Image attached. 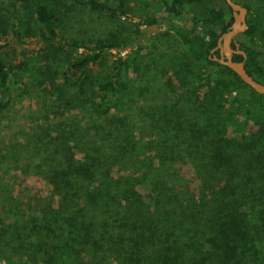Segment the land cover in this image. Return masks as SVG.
<instances>
[{"label":"trees","instance_id":"trees-1","mask_svg":"<svg viewBox=\"0 0 264 264\" xmlns=\"http://www.w3.org/2000/svg\"><path fill=\"white\" fill-rule=\"evenodd\" d=\"M66 1L115 16L125 14L127 2ZM159 1L168 14H190L193 24L165 20L166 49L154 59L169 55L177 67L169 80L184 87L171 102L153 105L147 139L138 137L145 127L127 119L123 100L122 71L134 70L136 55L117 56L112 74L92 78V66L121 47L115 33L80 50L83 44L58 31L60 0H13L0 14V41L11 34L25 55L23 37L36 35L41 55L35 62L0 57V107L26 98L20 72L40 74L48 88L26 108L34 115L30 125L22 123L24 112L8 123L0 112V171L16 180L25 165L42 168L46 184L68 188L66 203L79 202L81 218L51 215L36 195L28 207L3 201L0 264H256L264 255V124L257 122L264 93L211 58L219 56L211 49L232 23V10L225 0ZM25 10L33 23L22 28ZM263 18H247L245 33H264ZM240 47L246 69L264 83L262 51ZM224 93L236 106L230 117L218 103ZM7 231L16 244L5 240Z\"/></svg>","mask_w":264,"mask_h":264},{"label":"rangeland","instance_id":"rangeland-1","mask_svg":"<svg viewBox=\"0 0 264 264\" xmlns=\"http://www.w3.org/2000/svg\"><path fill=\"white\" fill-rule=\"evenodd\" d=\"M12 1L0 0V14L4 13L7 8H10L8 3ZM106 1L110 5H116V0ZM235 1L251 5L247 18L253 16L260 21L262 20L261 16H264V0ZM60 7L62 21L59 23L58 31L65 39L77 40L83 44L84 46H81L79 48L80 50H85V46L93 45L94 41L99 37H107L110 40L111 33H115L118 41L121 42L120 48L107 50L105 60L95 63L92 66V78L95 81L112 74L111 61L117 56L122 55L126 57L129 53L136 55L134 70L132 72L126 69L122 71V78L126 79L127 83L123 100L126 102L124 104L125 114L129 115L127 119L138 123V125L142 124L145 127L143 132H137L138 137L147 139L151 134L148 128V123L150 122L148 115L152 112L153 105L171 102L172 97L174 98L176 94L180 93L178 88L181 91L184 87L176 82L172 84L169 80L172 73L171 70L174 67V62L169 55L164 54L158 59H154L155 56L163 53L164 49H166V40L161 38V33L167 29L165 20L168 16H171L174 20L182 23L188 22L189 25H192L193 22L190 14L186 13L176 16L168 14L162 2L159 0H127L125 14L122 16L110 15L85 5H71L66 0H60ZM26 13L29 14L27 17L29 23L24 22L22 28H26L33 23L32 12L29 13V10H25ZM262 22L263 27H261V30H264V21ZM136 23H141L140 30L136 28ZM23 38L25 39L24 48L27 49L25 55L21 52L23 48L13 42L12 35L9 34L5 40L0 41V45L5 43V45L0 47V57L4 60L12 61L28 60L35 62L41 60V55L38 51L40 48L38 37L34 35ZM234 39L239 43L260 49L262 51L260 62L264 67V33L251 36L246 34L245 31H242ZM40 78V74L36 73H19V80L26 83L27 92L24 94L26 98L11 100L8 105L3 108L0 107V112L7 116L4 119V123H8L10 118L14 116L21 121L20 112L27 114L25 122L22 120L24 125H30L32 123L34 115L32 116L26 108L29 104L33 105L36 102L34 97L37 93L43 91L41 88L48 89L46 88V83H40ZM201 83V81H197L195 85L201 88ZM13 95H17V92H14ZM223 96L225 100H218V103L222 104L221 109L223 113L230 117L236 111V106L231 102V95L224 93ZM47 101L51 104L57 102L51 96H49ZM181 103L184 104L182 101ZM186 105L189 107L188 103ZM139 108L144 113L141 114ZM257 122L264 124V117L258 116ZM230 133L235 135L232 131ZM232 134L229 135L231 136ZM23 168L24 170L15 178L16 180H14L12 174L0 171V205L3 201H11L14 205L21 202L28 207L27 201L36 195L41 205H50L51 215L65 216L66 214L64 212H66L69 215H73L76 219L81 220L78 216L79 202H77L76 206L74 201L72 204L65 202L68 188L63 185L50 187L46 184L42 179V168L26 165ZM34 202L36 203V200ZM80 204L83 207L84 201L81 200ZM184 204L185 200H182L180 208L182 206L184 207ZM5 234L7 235V238H5L6 241H11L12 244H16L15 236L11 235V231H7ZM0 258L4 259L2 256ZM256 259V264H261L264 262V255L259 254ZM28 262L30 264H36V262Z\"/></svg>","mask_w":264,"mask_h":264},{"label":"water","instance_id":"water-1","mask_svg":"<svg viewBox=\"0 0 264 264\" xmlns=\"http://www.w3.org/2000/svg\"><path fill=\"white\" fill-rule=\"evenodd\" d=\"M225 1L232 10L233 20L228 30L219 36L216 46L211 49L212 53H215L216 50H219L221 55L217 56L214 54V56H211V58L231 68L245 81L249 87L253 88L255 91L264 93V83L254 78L246 69L245 59L247 57V52L242 49L240 47V43L234 39L238 33L245 31L249 27L247 21L249 9L246 5L235 0ZM233 44L236 47H234ZM235 53L242 54L243 59H234L233 56Z\"/></svg>","mask_w":264,"mask_h":264},{"label":"flooded vegetation","instance_id":"flooded-vegetation-1","mask_svg":"<svg viewBox=\"0 0 264 264\" xmlns=\"http://www.w3.org/2000/svg\"><path fill=\"white\" fill-rule=\"evenodd\" d=\"M218 52H219V50H218ZM219 55H221L220 52H219Z\"/></svg>","mask_w":264,"mask_h":264}]
</instances>
